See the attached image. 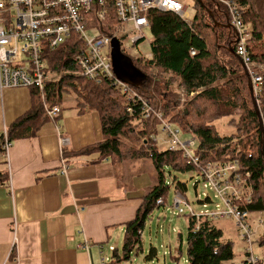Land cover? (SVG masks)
Returning <instances> with one entry per match:
<instances>
[{"label": "trees", "instance_id": "16d2710c", "mask_svg": "<svg viewBox=\"0 0 264 264\" xmlns=\"http://www.w3.org/2000/svg\"><path fill=\"white\" fill-rule=\"evenodd\" d=\"M235 1L242 6V16L251 29V58L264 64V0ZM195 9L190 25L175 13L149 14L154 60L133 59L148 76L142 88L133 90L155 110L162 111L167 121L198 140L197 155L202 167L217 160L239 161L241 170L250 174L254 188V201L247 210L264 213V71L258 73L263 80L261 94L255 96L258 115L250 91L251 78L236 54L235 33L224 27L229 24L228 13L217 0H195ZM100 29L102 33L109 32L104 25ZM76 42L73 36L65 47L45 52L51 79L45 90L29 89L31 108L8 128L9 138L15 142L36 137L51 120L45 107L60 106L63 98L70 96L79 114H98L103 140L79 151H66L64 160L91 156L95 157L92 164L109 161L130 169L146 160L152 162L157 184L147 191L136 219L125 224L121 250L114 248L111 259L104 263L123 264L140 246L147 221L166 206L170 190L174 188L175 193L184 195L188 190L177 178L173 180L174 187L167 184L165 171L187 173L194 167L182 158L181 152L161 150L153 144L151 138L158 125L155 118L146 119L139 111L129 113L126 100L110 82L98 84L80 75L74 58L82 46ZM175 86L187 95H197L184 105ZM221 118H231L228 125L235 129L234 133L219 135L214 122ZM0 158L7 165L1 147ZM9 174L7 168L0 171V186L9 183ZM160 199L162 205L158 204ZM182 216L188 221L187 264H224L234 260L233 242L224 241L222 231L213 223L202 218L198 226L194 216ZM261 244L264 245V235Z\"/></svg>", "mask_w": 264, "mask_h": 264}, {"label": "built area", "instance_id": "2783aa9c", "mask_svg": "<svg viewBox=\"0 0 264 264\" xmlns=\"http://www.w3.org/2000/svg\"><path fill=\"white\" fill-rule=\"evenodd\" d=\"M217 2L228 13V23L235 33L236 54L251 78L254 95L258 96L263 80L256 70H263L264 64H258L251 58L249 43L252 34L242 16L243 8L235 0ZM186 10L187 7L179 0H0V91L20 88L45 90L51 79L45 52L63 48L73 36L76 37V43L82 46L74 58L80 75L98 84L110 82L126 100L129 113L133 115L139 111L146 119L155 118L158 125L163 126L167 137L165 143L170 144L168 150L181 152L182 158L194 167L191 172L202 175L204 188L211 191L217 200L215 202L205 193L204 198L199 199L204 210L196 212L189 206L186 196L177 192L173 200L175 212L178 215L188 212V215L197 219L198 226L202 218L211 223L232 219L240 237L248 245L246 262L261 264V260L253 254L257 231L250 224L251 213L247 210L254 201L250 174L241 170L237 160H217L202 167L200 156L197 155L198 140L167 121L162 111L155 110L142 100L132 86L118 80L114 73L112 42L115 39L120 42L123 54L132 58L129 42L138 45L144 40L143 34L150 28L148 16L151 12L175 13L190 25L192 21ZM100 25H104L109 32L102 33ZM136 59L153 61L154 56L151 53L148 58ZM181 93L182 96L187 94L184 90ZM45 109L50 119L60 115V106ZM151 140L160 148L157 131ZM13 146L8 128L4 127L0 134V147L2 157L8 163ZM68 169L69 164L64 160L63 174ZM158 204L162 205L163 201L158 200ZM184 206H188V209ZM259 225L264 227V221H260ZM89 246L88 243L86 248L89 249Z\"/></svg>", "mask_w": 264, "mask_h": 264}, {"label": "crops", "instance_id": "0c3cea01", "mask_svg": "<svg viewBox=\"0 0 264 264\" xmlns=\"http://www.w3.org/2000/svg\"><path fill=\"white\" fill-rule=\"evenodd\" d=\"M31 105L29 89L0 91V134ZM75 106L72 97H64L58 118L36 137L16 140L9 169L0 158V171L10 172L9 183L0 186V264L108 262L104 252L116 248L125 224L136 219L147 191L157 184L155 175L109 161L92 164L91 156L67 159L63 174L66 151L103 140L98 114H79Z\"/></svg>", "mask_w": 264, "mask_h": 264}, {"label": "rangeland", "instance_id": "374dc122", "mask_svg": "<svg viewBox=\"0 0 264 264\" xmlns=\"http://www.w3.org/2000/svg\"><path fill=\"white\" fill-rule=\"evenodd\" d=\"M179 1H181L187 7L186 14L192 21L195 17V13L197 12V10L195 9V0ZM143 35L144 40L141 41L140 44L133 45L132 41L129 42V45L132 48L130 51V55L133 59H136L138 57L148 58L151 54L152 35L150 28L145 30ZM256 71L257 73H259L260 71L263 72L264 69ZM176 88L177 87L175 86V89ZM181 91L182 89L175 90V92L180 94L181 102L184 105L188 102V100L193 99L197 95V93H195L192 96L187 94L182 96ZM230 120L231 118H221L214 122L219 135L229 136L235 132V129L228 125ZM156 130L158 143L161 150H168L170 144L165 143L167 137L163 132V126L157 125ZM181 138L184 139V137ZM140 165L135 167L136 172L141 171L149 176H156L157 172L153 169L152 162L150 160H146L143 164ZM5 166L8 168V165ZM164 175L165 182H167V184H171L172 187H174L173 180L175 178L187 185L188 190L185 193V196L188 199L189 206L192 207L196 212L204 210L203 206L199 202V199L204 198L205 193H208L210 197L215 202H217L214 194L204 188V180L200 173L195 171L181 173L176 172L172 169H167ZM196 184L197 187H195ZM174 193L175 191L173 188L170 190L169 199L166 206L157 210L152 216L151 220L147 221L143 230V236L141 238L140 246L132 255L131 260H127V263L123 264H187L188 221L187 218L182 216L183 214L178 215L177 212H175V209L173 207ZM184 208L187 210L188 206H184ZM186 214H188V212H186ZM249 220L250 224L257 231V235L253 243V254L257 259H263L264 261V245L261 244V238L264 235V227H260L259 225L260 221H264V213H251V215L249 216ZM214 224L223 229V238L226 241L233 242V251L236 259L234 261L232 260L233 262L228 264H249L248 262H246V252L248 249V245L240 237L239 231L236 228L234 221L232 219H224L216 221L214 222ZM123 238V236L119 237L114 243L118 250H121L123 246ZM104 253L107 257H105V259L110 260L112 257V252H110L107 248ZM171 256L178 258V260H175L174 258L172 259Z\"/></svg>", "mask_w": 264, "mask_h": 264}, {"label": "water", "instance_id": "95a60500", "mask_svg": "<svg viewBox=\"0 0 264 264\" xmlns=\"http://www.w3.org/2000/svg\"><path fill=\"white\" fill-rule=\"evenodd\" d=\"M224 27L228 29H232L234 32V29L231 25L228 24L225 25ZM112 62L114 67V73L115 76L118 78V80L132 86L135 89H140L143 87L144 83L148 79V76L143 71H141L139 68L136 67L132 58L123 54L120 48V42L116 39L112 42ZM242 65L244 66L243 62ZM246 73L247 75H249L247 70ZM250 91L255 103L257 113L258 115H260V111L257 107V101L255 99L254 89L251 79H250ZM261 130L262 132H264V125L262 123H261ZM262 154L264 155V141H263Z\"/></svg>", "mask_w": 264, "mask_h": 264}, {"label": "flooded vegetation", "instance_id": "af4514ba", "mask_svg": "<svg viewBox=\"0 0 264 264\" xmlns=\"http://www.w3.org/2000/svg\"><path fill=\"white\" fill-rule=\"evenodd\" d=\"M235 41V40H234Z\"/></svg>", "mask_w": 264, "mask_h": 264}]
</instances>
